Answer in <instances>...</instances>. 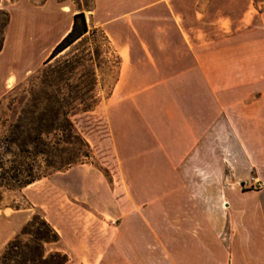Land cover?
Returning a JSON list of instances; mask_svg holds the SVG:
<instances>
[{"label": "crops", "instance_id": "obj_1", "mask_svg": "<svg viewBox=\"0 0 264 264\" xmlns=\"http://www.w3.org/2000/svg\"><path fill=\"white\" fill-rule=\"evenodd\" d=\"M95 2L121 49V89L74 121L91 161L28 195L60 234L46 248L67 253L66 264H264V187L222 188L230 168L234 185L253 172L264 184V0ZM63 3L0 0L9 12L0 57L18 64L0 101L13 75L37 70L70 30L78 10ZM42 46L38 67H20ZM182 195L201 201L203 218L217 201L218 226L162 224L178 217ZM24 210L0 249L30 218Z\"/></svg>", "mask_w": 264, "mask_h": 264}, {"label": "trees", "instance_id": "obj_2", "mask_svg": "<svg viewBox=\"0 0 264 264\" xmlns=\"http://www.w3.org/2000/svg\"><path fill=\"white\" fill-rule=\"evenodd\" d=\"M5 14L4 26L9 22V12ZM113 52L106 32L91 25L83 10L76 12L68 33L23 91L25 99L15 117L0 114V188L21 190L54 172L91 161V144L77 130L72 115L99 104V75L108 66L106 54ZM115 56L120 65L121 56ZM15 103L8 105L9 111ZM59 240L57 229L36 211L0 252V264H66L67 253L46 248Z\"/></svg>", "mask_w": 264, "mask_h": 264}, {"label": "rangeland", "instance_id": "obj_3", "mask_svg": "<svg viewBox=\"0 0 264 264\" xmlns=\"http://www.w3.org/2000/svg\"><path fill=\"white\" fill-rule=\"evenodd\" d=\"M35 3H40L43 0H31ZM57 1H63L66 3L62 4V7L66 10V7H68L70 9V4H72L74 6V10H70L69 12H74L76 10H83L86 14L87 20L91 25L94 26H98L101 29H103L105 32V27L103 25L100 24V22L105 21L104 16L102 14V12H100L97 9V5L95 0H57ZM5 9H0V45L2 44L3 40H4V30H5V20L7 19V16L5 14ZM63 24V22H62ZM62 25H60L59 27L55 28L52 32V35H55L57 33V31L59 30V28H61ZM107 34V32H106ZM108 35V34H107ZM109 36V35H108ZM110 38V37H109ZM111 40V44H112V49H113V54L112 53H107V59H108V66L106 69H102V71L100 72L99 75V83H98V95L100 98V101H105V99L107 98L108 95L111 94V92L114 90V88L116 87L117 91H120V85H117L119 76H120V65H117V59L115 55H120L121 56V49L117 46V44L110 38ZM136 44V43H135ZM139 45V43H137V46ZM43 49L44 46L39 47L37 49H35V51L33 52V54L29 55L28 57H26L25 59H21L22 60V64L20 67H32V68H36L39 66L40 61H41V57L43 55ZM14 57L11 54H5L4 56L0 57V60L2 61L3 64V68H2V75H1V79H0V90H2L3 88V78L7 72V70L14 66H18L17 63H13ZM44 66V64H42L37 70L22 75V77L18 78V80H16L15 75H13L12 80L8 81L9 85L11 86V89L7 92V94L5 95V97L1 100V104H0V114H2L3 116H7L10 119H13L15 117L16 111L19 107V105L22 103V101L25 99V94L23 93V91L27 88H29V86L32 84L33 82V78L34 76L37 74L38 70L41 69ZM144 71H141L142 73H140L141 75V81L140 82H145L147 83V77L144 74ZM261 75H259L260 77ZM14 100H16L15 103V109L12 111L8 110V105L11 104ZM104 103V102H103ZM96 107V106H95ZM94 107V108H95ZM86 111H82V110H77L73 113L72 115V119L73 121L76 120L77 117L80 116V114H84ZM88 112V111H87ZM78 129V127H77ZM229 155L227 156V165L230 164L231 162L229 161ZM93 160V159H92ZM60 171L54 172L52 174H50L47 177L42 178L40 181L36 182L35 184L27 187V188H23L21 190H7L5 188H0V242L3 241V239L6 237L4 234V230L8 229V232L10 231V233L14 232V230H16V226L18 224L17 222V217L15 216V212L14 210H16L13 206L14 205H18L21 206L22 209H26L24 211H26L25 213H28L31 217V215L36 212V211H40L42 213H44L43 209H41L40 207L34 206V208H31V201L29 200V196L28 195H33L36 193L41 192L42 188L49 183L51 176L52 177H56L57 175H59ZM257 175L254 174V172L248 176V178L246 180H243L241 182H236L235 185L234 183L231 181L232 177H235L234 175V170L233 169H227V175H226V185L222 188H226V189H233V188H238L241 189L242 191H248V190H261L264 187L263 182L259 183L258 180L255 179ZM216 177V175H215ZM235 181V180H234ZM183 188V190H182ZM198 188V187H195ZM179 189L181 194H185L184 190L185 187H180ZM218 192V187L217 186H210L209 187V194L210 197L212 198V196H216ZM214 196V197H215ZM182 201H179L177 203L178 205V211H179V215L178 217H174V218H163V223L164 225H193V226H198V225H209L210 227H217L218 226V219H217V212H218V202L217 201H211L210 203H208V206H210L212 208V210L215 212V216L213 215H209V218H203L201 215V212L203 210V204L201 203V201H194L191 202L187 199V196L182 195ZM228 206V205H227ZM186 210L189 211V214H193L192 216L189 215L187 216ZM45 214V213H44ZM207 221V222H206ZM149 222H147L146 224H148ZM224 224H222L223 226ZM230 223L229 225H226V229H228V227H230ZM24 226V224L18 228L16 234L22 229V227ZM12 228V229H11ZM15 234V235H16ZM14 235V236H15ZM7 244V243H6ZM3 246V248L0 249V252L4 249L5 245Z\"/></svg>", "mask_w": 264, "mask_h": 264}]
</instances>
